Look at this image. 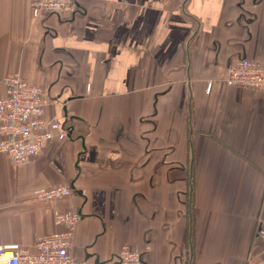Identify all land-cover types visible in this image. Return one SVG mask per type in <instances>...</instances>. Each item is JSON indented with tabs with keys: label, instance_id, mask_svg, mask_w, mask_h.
I'll use <instances>...</instances> for the list:
<instances>
[{
	"label": "crops",
	"instance_id": "0c3cea01",
	"mask_svg": "<svg viewBox=\"0 0 264 264\" xmlns=\"http://www.w3.org/2000/svg\"><path fill=\"white\" fill-rule=\"evenodd\" d=\"M77 1L34 19L0 0V98L17 73L46 119L74 118L24 163L0 154V245L32 248L77 212L78 264H117L123 245L143 264H264V98L223 81L238 58L264 66V0Z\"/></svg>",
	"mask_w": 264,
	"mask_h": 264
},
{
	"label": "built area",
	"instance_id": "2783aa9c",
	"mask_svg": "<svg viewBox=\"0 0 264 264\" xmlns=\"http://www.w3.org/2000/svg\"><path fill=\"white\" fill-rule=\"evenodd\" d=\"M32 17L45 14L74 15L77 0H28ZM224 83L229 86L253 88L264 98V66L241 57L226 68ZM6 95L0 98V154H6L14 164L28 161L37 155L52 138L63 140L68 129L55 118L46 119L44 111L51 100L38 87L27 82L19 74L5 78ZM210 81L205 90H210ZM53 102H56L53 100ZM71 194L67 185L37 190L34 199L48 202ZM80 215L63 212L54 217L62 230L35 238L32 248L20 245H0V264H78L70 254L73 232ZM257 237L263 242L264 216L258 219ZM117 264H143L141 252L123 245L116 256Z\"/></svg>",
	"mask_w": 264,
	"mask_h": 264
},
{
	"label": "trees",
	"instance_id": "16d2710c",
	"mask_svg": "<svg viewBox=\"0 0 264 264\" xmlns=\"http://www.w3.org/2000/svg\"><path fill=\"white\" fill-rule=\"evenodd\" d=\"M77 11L79 12V9H78V5H77ZM46 15V14H45ZM187 51H188V49H187ZM72 119H74V118H72ZM72 119L70 118V119H66L65 121H64V123L62 124V126H64L65 128H67L68 129V136H67V138L68 137H71L72 136V132H73V128H72V126L70 125L71 123H70V121H72ZM190 201H191V193H190V199H189ZM190 218L192 219L193 218V213L190 211ZM191 219H190V221H191ZM129 246V245H128ZM131 247V246H130Z\"/></svg>",
	"mask_w": 264,
	"mask_h": 264
},
{
	"label": "water",
	"instance_id": "95a60500",
	"mask_svg": "<svg viewBox=\"0 0 264 264\" xmlns=\"http://www.w3.org/2000/svg\"><path fill=\"white\" fill-rule=\"evenodd\" d=\"M64 115L66 116V111L64 112Z\"/></svg>",
	"mask_w": 264,
	"mask_h": 264
}]
</instances>
